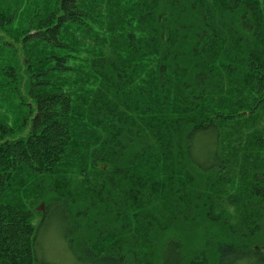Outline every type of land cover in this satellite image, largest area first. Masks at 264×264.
Here are the masks:
<instances>
[{"label": "trees", "instance_id": "1", "mask_svg": "<svg viewBox=\"0 0 264 264\" xmlns=\"http://www.w3.org/2000/svg\"><path fill=\"white\" fill-rule=\"evenodd\" d=\"M54 219L79 264H264V0H0V264Z\"/></svg>", "mask_w": 264, "mask_h": 264}, {"label": "rangeland", "instance_id": "2", "mask_svg": "<svg viewBox=\"0 0 264 264\" xmlns=\"http://www.w3.org/2000/svg\"><path fill=\"white\" fill-rule=\"evenodd\" d=\"M49 233L46 237V244H48V256L50 257L52 262L56 264H79L77 260H75L72 256H69L66 249V244L63 241L62 233L63 229L59 226L57 219L51 220L49 225ZM46 250V249H45ZM248 264H262L261 262L251 259V262Z\"/></svg>", "mask_w": 264, "mask_h": 264}, {"label": "water", "instance_id": "3", "mask_svg": "<svg viewBox=\"0 0 264 264\" xmlns=\"http://www.w3.org/2000/svg\"><path fill=\"white\" fill-rule=\"evenodd\" d=\"M42 210V209H41Z\"/></svg>", "mask_w": 264, "mask_h": 264}]
</instances>
